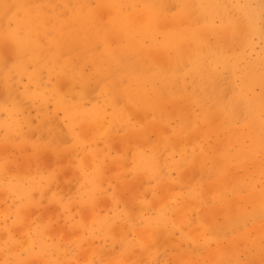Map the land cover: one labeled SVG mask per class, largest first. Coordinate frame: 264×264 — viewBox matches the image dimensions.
Wrapping results in <instances>:
<instances>
[{"label": "rangeland", "instance_id": "374dc122", "mask_svg": "<svg viewBox=\"0 0 264 264\" xmlns=\"http://www.w3.org/2000/svg\"><path fill=\"white\" fill-rule=\"evenodd\" d=\"M83 1L0 0V264H264V0Z\"/></svg>", "mask_w": 264, "mask_h": 264}, {"label": "bare ground", "instance_id": "6f19581e", "mask_svg": "<svg viewBox=\"0 0 264 264\" xmlns=\"http://www.w3.org/2000/svg\"><path fill=\"white\" fill-rule=\"evenodd\" d=\"M62 1V0H61ZM65 2H69V0H64ZM81 1H83V0H81ZM119 0H112V4H116L117 2H118ZM127 1H131V0H127ZM173 1H175L176 3L178 2L179 3V6L183 9L182 10V13L184 12L185 13V11L188 9L187 7L189 6V4L191 5L192 3L194 4V1L198 4V5H200L201 6V8H203V13H204V18H205V20H206V22L207 21H209L210 19H211V17L213 16V15H215V14H218V11H219V8H218V6L216 7V5H214L213 4V2H211V0H173ZM201 1H203L204 3V5H201L200 4V2ZM214 1V0H213ZM84 2V1H83ZM163 2H164V0L161 2L160 0H145V2L143 3V8L147 11V12H149L150 11V13H148V16L150 15L151 16V21H149L148 23H147V21H146V24H145V26L144 27H142V25H141V27H142V29H143V31H145V34H147L146 35V37L149 39V40H151V41H153V40H155L157 37H156V35H154L156 32H157V28H159L160 27V22H161V20H162V17H158V16H156L158 13H156V12H154L155 11V7H156V9H158V10H160V12L161 13H163V15H164V13H165V11H166V8L164 7V4H163ZM206 3V4H205ZM170 4V3H169ZM168 5H167V3H166V7H167ZM204 6V7H203ZM215 6V7H214ZM177 7V6H176ZM122 9V8H121ZM175 9V8H174ZM196 10L198 9V7L197 8H195ZM46 11V10H45ZM180 13V12H179ZM201 13V12H200ZM202 13V14H203ZM133 14H134V12H133ZM176 14H178V13H176ZM197 14V13H196ZM135 15V14H134ZM142 15V14H141ZM140 15V16H141ZM179 15V14H178ZM139 16V17H140ZM145 16V15H144ZM143 16V17H144ZM174 16V15H173ZM28 17V16H27ZM143 17L142 18H140L139 20H141L142 21V19H143ZM176 17V16H175ZM175 17H173V18H175ZM111 18V17H110ZM146 18V17H145ZM164 18V17H163ZM168 18V17H167ZM203 18V19H204ZM213 18V17H212ZM112 19V18H111ZM148 19V18H147ZM147 19H145V20H147ZM165 19V18H164ZM172 20V19H171ZM111 21V20H110ZM249 21V20H248ZM258 21V20H257ZM42 22V21H41ZM138 22V21H137ZM143 22V21H142ZM176 23V22H175ZM38 24V23H37ZM128 24V23H127ZM142 24V23H141ZM182 24V23H181ZM194 24V23H193ZM250 24V23H249ZM36 25V24H35ZM39 25V24H38ZM42 25V24H41ZM162 25V24H161ZM183 25V24H182ZM181 25V26H182ZM176 26H178L177 24H176ZM183 27V26H182ZM43 28V27H42ZM180 28V27H179ZM36 29V28H35ZM114 29V28H113ZM117 29L120 31V32H123V33H125L126 35H125V38L127 39V41L129 42V43H134V42H136L135 44H138V46H139V50H141L142 52L145 50V52H146V54L149 56V55H151V53H152V51H151V49L149 50V49H144L143 47H141V45H142V43H143V40H144V38L142 37V35H139V37H138V35H137V33H136V37H134V35H130L129 34V32H131L132 30H133V27L132 26H129V25H127V26H125L124 25V22L123 21H120V23H119V27L117 26ZM37 30V29H36ZM45 31H46V29H45ZM56 31V30H55ZM113 33V32H112ZM179 34H180V36L181 37H179V36H177L178 38H177V40H181L182 38L184 39V37H183V35H184V33L182 34V32H178ZM188 34V36L192 39V38H194L195 37V31H190V32H188L187 33ZM159 36V35H158ZM169 36H171V37H167L166 39H164L163 40V42H162V47L164 48V47H167V46H173V47H175V45L177 44V42L175 41V40H173L174 39V35L173 34H170ZM176 37V36H175ZM186 38V37H185ZM53 39V38H52ZM182 39V40H183ZM196 39V38H195ZM181 40V41H182ZM49 41V40H48ZM176 43H175V42ZM212 42H214L213 40H212ZM141 44V45H140ZM152 45H154V42H152ZM136 48V46H134V49ZM182 48V47H181ZM137 51V50H136ZM113 52V51H112ZM138 52V51H137ZM163 52H165V51H163ZM239 52V51H238ZM136 53V52H135ZM160 53V52H159ZM153 54V53H152ZM138 55V54H137ZM200 55V54H199ZM102 56V55H101ZM147 56V57H148ZM104 57V56H103ZM103 57H100L99 58V60H103L104 58ZM110 57V50L108 49V51L106 52V57H105V60H107V61H113L112 59L111 60H109L108 58ZM115 57V56H114ZM150 58H151V56H149ZM116 58V57H115ZM197 60H198V58L197 59H195V61H194V66L193 67H196V64H198L197 63ZM203 60L204 59H201L200 60V62L202 61V63H203ZM106 61V62H107ZM95 62V61H94ZM101 63V62H100ZM100 63H99V65L98 66H100ZM105 63V62H104ZM193 62L191 61V64H192ZM207 63V62H206ZM102 65V64H101ZM114 65H116V63L114 64ZM134 65V64H133ZM136 65V64H135ZM120 67V66H119ZM187 69H189V68H187ZM95 70V69H94ZM108 71H109V69H108ZM193 72L194 71H196V68H193V70H192ZM197 72H198V70H197ZM124 73H125V75H126V77H128L129 78V82L124 86V87H122L121 88V90H118V91H115V92H117V93H126V94H129V92H130V89L131 88H134V89H136L137 90V94L138 95H140V96H142V95H145L148 91L144 88V87H142L141 86V84L139 83V81H138V77H140L141 75H143V74H141V73H139V74H136V75H131V74H129L126 70L124 71ZM98 75H99V73H97ZM158 74H159V72H158ZM83 75V74H82ZM169 75V74H168ZM172 75V74H171ZM161 76V75H160ZM151 77H152V75H151ZM150 77V78H151ZM179 77V81H182L183 83H185V78L183 77V75H182V78H181V75H178L177 74V77H171V82L169 83V82H167V81H165L163 78L162 79H160V78H158V75H157V77H156V75L154 76V79L152 78L151 80H157V79H160L159 81H160V85L162 84L163 85V87H164V89L166 90V91H170V92H174V90H172L171 88H170V86H171V83H172V80L173 79H175V78H178ZM114 79V78H113ZM119 79V78H118ZM101 80V79H100ZM164 80V81H163ZM199 80V79H198ZM201 80V79H200ZM199 80V81H200ZM102 81V80H101ZM104 81V80H103ZM126 81V80H125ZM156 82V81H155ZM155 82H151L152 83V85H154V86H156V84H155ZM119 83V82H118ZM108 84V83H107ZM112 84V83H111ZM113 85V84H112ZM111 85V86H112ZM115 85V84H114ZM117 85V84H116ZM115 85V86H116ZM111 86L110 87H108V89H110V90H112V88H111ZM180 86V85H179ZM107 87V86H106ZM154 89V88H153ZM185 89V88H184ZM103 90V89H102ZM104 91V90H103ZM133 91V90H132ZM132 93H134V92H132ZM131 93V94H132ZM153 93H155V92H153ZM161 93H162V91H161ZM163 94H165L166 95V93H163ZM162 94V95H163ZM123 95V94H122ZM167 95H170L169 93L167 94ZM211 95V94H210ZM93 97V96H92ZM162 98V97H161ZM209 98H210V96H209ZM132 100H136V98H133ZM113 102V101H112ZM138 102H141L140 100H138ZM150 102V101H149ZM137 103V102H136ZM152 103V102H151ZM194 103V102H193ZM139 104V103H138ZM215 105V104H214ZM94 108V107H93ZM251 238V237H250Z\"/></svg>", "mask_w": 264, "mask_h": 264}]
</instances>
